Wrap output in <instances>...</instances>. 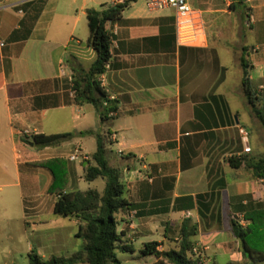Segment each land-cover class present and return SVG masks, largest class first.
<instances>
[{
	"label": "crops",
	"instance_id": "0c3cea01",
	"mask_svg": "<svg viewBox=\"0 0 264 264\" xmlns=\"http://www.w3.org/2000/svg\"><path fill=\"white\" fill-rule=\"evenodd\" d=\"M127 1L0 0V240L18 239L44 259L80 250L81 222L54 213L53 175L32 163L66 159L69 190L86 191L95 182L85 188L86 160L97 140L78 135L37 147L26 142L31 135L111 133L108 158L123 173L125 197L134 205L116 220L136 251L150 242L167 250L189 221L198 227L196 245L224 253L233 221L264 202V181L247 165L264 155V125L242 87L246 52L256 107L264 114V0H191L206 24L201 47L178 43L173 9L130 2L108 25L112 58L101 83L119 109L101 124L93 104L76 100L68 76L97 56L88 44L87 10ZM232 63L241 77L230 75ZM240 128L250 133V153ZM130 211L136 215L129 218Z\"/></svg>",
	"mask_w": 264,
	"mask_h": 264
},
{
	"label": "trees",
	"instance_id": "16d2710c",
	"mask_svg": "<svg viewBox=\"0 0 264 264\" xmlns=\"http://www.w3.org/2000/svg\"><path fill=\"white\" fill-rule=\"evenodd\" d=\"M129 0L124 4L102 5L101 9H88L90 36L88 44L96 51V59L89 68L80 67L74 71L72 89L79 103L93 104L104 123L113 116L110 113L119 109L118 101L110 99L108 92L102 86L99 78L106 73L107 64L112 58L113 34L108 25L119 20L128 7ZM240 3L243 0L239 1ZM247 17H245L246 19ZM246 51V50H245ZM242 57L244 93L253 106L257 118L264 125V114L257 109L258 96L254 91L249 77V66ZM78 135H94L97 140V149L86 160L84 179L93 182L98 179L105 181L103 192L97 189L86 191H70V175L67 162L64 158H54L32 163L51 171L53 182L48 190L57 197L54 213L62 217H75L80 219V228L77 237L83 241L80 250L69 257L52 256L44 259L37 252L29 254L31 264H121L117 258V251L135 253L131 242L124 241V232H117L116 215L123 209L134 207L125 197L126 185L123 173L119 168L113 167L108 158V144L112 143L111 133L100 130H89L79 134L65 132L54 135L37 134L31 141L37 147L58 146L63 142L71 141ZM252 174L264 181V155L248 162ZM244 218L248 221L245 227L236 219L233 221V234L241 243L242 254L250 260V264H259L264 261V202H256L247 209ZM198 234V227L189 221H184L180 230V240L176 241L170 249L159 251L158 242L145 244L141 251L143 256L153 255L156 264H200L192 255L196 243L193 237Z\"/></svg>",
	"mask_w": 264,
	"mask_h": 264
},
{
	"label": "rangeland",
	"instance_id": "374dc122",
	"mask_svg": "<svg viewBox=\"0 0 264 264\" xmlns=\"http://www.w3.org/2000/svg\"><path fill=\"white\" fill-rule=\"evenodd\" d=\"M215 35L210 34V37L213 38ZM230 75L239 78L242 76V69L239 66H234L233 63L230 65ZM104 180L98 179L95 182L91 183L92 188L98 190H103ZM90 183L85 182V188H88ZM83 191V190H82ZM244 218V216H243ZM59 219H63L59 217ZM241 219V218H239ZM238 219V220H239ZM237 220V219H236ZM245 222L243 226L248 225V221L244 218ZM118 234L121 232L117 224ZM162 237L158 236L157 238ZM30 242H34V247L38 248L37 241L35 237H32ZM83 243V241H82ZM175 242L174 244H177ZM173 244V245H174ZM136 246L139 248L141 246V241L136 243ZM224 247L226 252L224 253H215L214 249H208L204 252L205 257L207 258V264H250V260L244 257L242 254L241 243L236 239L233 233H230L225 239ZM72 247L67 250H63L61 253H71ZM169 247L168 249H170ZM31 253V252H30ZM26 248V244L19 242L18 239H2L0 240V264H31L30 263V254ZM117 258L121 264H156L157 259L155 256H143L140 250H137L135 253L121 252L117 251ZM15 262V263H14ZM83 264V263H78ZM259 264H264V261L259 262Z\"/></svg>",
	"mask_w": 264,
	"mask_h": 264
},
{
	"label": "built area",
	"instance_id": "2783aa9c",
	"mask_svg": "<svg viewBox=\"0 0 264 264\" xmlns=\"http://www.w3.org/2000/svg\"><path fill=\"white\" fill-rule=\"evenodd\" d=\"M126 1V0H121ZM147 6L151 11H159L163 9H173L175 12V27L177 33L178 43L182 46L189 47H201L206 42V24L204 16L201 10L196 9L192 6L191 0H146ZM5 45L4 42L0 41V47ZM67 65H62L61 71L64 76L67 75ZM106 69H109L107 64ZM103 76V75H102ZM102 76L99 78L101 81ZM69 81L74 83V78L71 74L68 76ZM75 92H73L74 94ZM116 112L110 113V116L115 117ZM28 134V133H27ZM240 134L242 141L245 144V153L251 152L249 145L250 133L245 128H240ZM32 137L34 135H31ZM79 158V153L72 155L70 160L74 161ZM136 215V211H130V217ZM237 220L241 225H244L243 216ZM205 249L202 246L195 245L192 250L193 257L200 262V264H207V258L204 255Z\"/></svg>",
	"mask_w": 264,
	"mask_h": 264
},
{
	"label": "water",
	"instance_id": "95a60500",
	"mask_svg": "<svg viewBox=\"0 0 264 264\" xmlns=\"http://www.w3.org/2000/svg\"><path fill=\"white\" fill-rule=\"evenodd\" d=\"M32 145H34L33 143H31Z\"/></svg>",
	"mask_w": 264,
	"mask_h": 264
}]
</instances>
